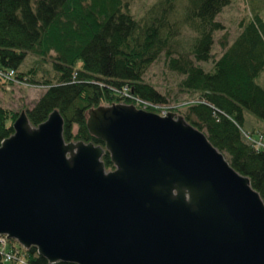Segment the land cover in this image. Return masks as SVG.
I'll return each mask as SVG.
<instances>
[{"label": "water", "instance_id": "obj_1", "mask_svg": "<svg viewBox=\"0 0 264 264\" xmlns=\"http://www.w3.org/2000/svg\"><path fill=\"white\" fill-rule=\"evenodd\" d=\"M64 125L22 111L1 142L0 236L50 264H264L261 195L183 115L91 109L104 146L66 142Z\"/></svg>", "mask_w": 264, "mask_h": 264}, {"label": "trees", "instance_id": "obj_2", "mask_svg": "<svg viewBox=\"0 0 264 264\" xmlns=\"http://www.w3.org/2000/svg\"><path fill=\"white\" fill-rule=\"evenodd\" d=\"M130 1L0 0V93L9 83L7 76L13 85L37 83L33 71L21 70L31 54L51 59L56 72L54 80L41 83L46 91L32 108L13 111L0 105V144L14 134L13 124L22 111L37 127L58 110L65 120L66 142L104 146L87 128L88 112L102 105L134 104L132 97L166 106L167 96L144 82L147 70L165 54L168 69L183 77L181 91L198 94L197 100L171 111L184 108L180 114L250 179L264 201L260 14L245 24L232 44L226 37L220 42L224 52L216 59L214 36L224 30L216 18L231 0H185L177 19L174 13L181 0H159L140 20L130 13ZM184 28L195 37L188 50L179 51L175 46ZM210 62L211 71L201 66ZM246 112L261 121L259 131L244 129ZM102 160L106 170L115 169L108 152ZM9 249L22 250L26 264H50L36 248L24 250L9 241ZM0 264L18 263L0 259Z\"/></svg>", "mask_w": 264, "mask_h": 264}, {"label": "rangeland", "instance_id": "obj_3", "mask_svg": "<svg viewBox=\"0 0 264 264\" xmlns=\"http://www.w3.org/2000/svg\"><path fill=\"white\" fill-rule=\"evenodd\" d=\"M158 1L159 0H131L129 11L134 18L140 20ZM185 3V0L178 1L174 18H181L182 8ZM255 14H260L264 20V0H231V3L222 10L216 18V20L224 26V30L216 32L214 36L215 45L213 47V54L216 59L224 52L220 42L226 37L229 44H232L241 33L245 24L248 23ZM194 37L195 35L191 30L184 28L182 35L177 39L178 45L175 46V49L179 51L188 50ZM47 60L31 54L25 65L21 68V70L26 73L33 71L32 75L37 82L36 84L25 82L23 84L14 83L13 85L9 80H5L9 83H7L6 88L3 89L0 95L8 103V105L5 106L6 108L13 111H21L26 107L32 106V104L45 93L46 88L42 87L44 85L41 83L45 80H54L56 75L51 59ZM201 66L207 71H211L212 62L208 64L203 63ZM182 79V76L168 69L167 57L165 54L153 63L144 75V82L153 85L159 92L167 96V105L161 107L168 108L181 107L186 103L198 99V94L181 91L180 82ZM258 83L264 87V73L258 79ZM182 110L184 111V108H182ZM182 110L180 109V111L174 113L180 114ZM155 112L158 113L159 110H155ZM245 117L246 123L244 129L248 132H252L254 129L255 132L259 131L261 121L248 112L245 113ZM11 245L18 246L19 243L15 240H11ZM21 254H23V261L27 262L25 253L22 252Z\"/></svg>", "mask_w": 264, "mask_h": 264}, {"label": "built area", "instance_id": "obj_4", "mask_svg": "<svg viewBox=\"0 0 264 264\" xmlns=\"http://www.w3.org/2000/svg\"><path fill=\"white\" fill-rule=\"evenodd\" d=\"M6 79L10 80V76H7ZM125 95L128 97L127 94ZM132 99L137 106H140L143 109H153L154 111L159 110L158 113L164 116L170 111V108L168 107H161L164 105H153L134 97H132ZM9 241L10 240L6 236H0V259L3 262L16 261L18 264H26L22 259V250L9 249Z\"/></svg>", "mask_w": 264, "mask_h": 264}, {"label": "crops", "instance_id": "obj_5", "mask_svg": "<svg viewBox=\"0 0 264 264\" xmlns=\"http://www.w3.org/2000/svg\"><path fill=\"white\" fill-rule=\"evenodd\" d=\"M42 95H43V94H42ZM42 95H41V96H42ZM39 99H40V98H39ZM39 99H38V100H39ZM38 100H36V101H38ZM36 101H35V102H36ZM35 102H34V104H35ZM34 104H32V106H30L29 108H32V107L34 106ZM0 105H2V106H6V105H8V103L6 102V100L3 99L1 95H0Z\"/></svg>", "mask_w": 264, "mask_h": 264}, {"label": "bare ground", "instance_id": "obj_6", "mask_svg": "<svg viewBox=\"0 0 264 264\" xmlns=\"http://www.w3.org/2000/svg\"><path fill=\"white\" fill-rule=\"evenodd\" d=\"M133 105H136L135 103Z\"/></svg>", "mask_w": 264, "mask_h": 264}]
</instances>
